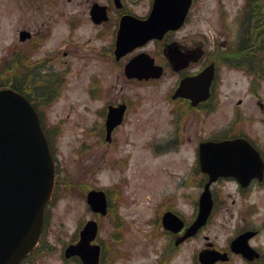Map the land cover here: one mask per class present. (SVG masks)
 <instances>
[{"label":"rangeland","instance_id":"rangeland-1","mask_svg":"<svg viewBox=\"0 0 264 264\" xmlns=\"http://www.w3.org/2000/svg\"><path fill=\"white\" fill-rule=\"evenodd\" d=\"M218 1L198 0V16L196 14L193 21L184 27V32L193 27L212 35L213 29L220 23L215 10ZM223 1L228 4L233 17L237 9L231 5L234 0ZM243 1L235 0L234 3L240 5ZM23 2L0 0V56L15 28L25 25ZM244 12L240 16H244ZM229 19L228 26L224 28L228 32L225 38L227 47H233V57L243 56L237 50L240 42L238 27ZM259 53L255 57H259ZM80 55L79 52L75 53L69 59L81 73L70 72L51 101L38 103L43 111L45 127L57 133L56 156L64 181L47 206L40 245L26 257L23 264H63V245L77 239L78 231L87 219H94L98 223L95 241L105 244L107 240V253L106 249L104 252L108 260L106 264H158L161 256L166 262L161 260L159 264H187L192 250L198 249L204 240L223 244L231 232L230 226H238L237 222H240L237 212L239 196L233 182L222 181L211 186L218 198L217 207L205 225L207 227L198 237L178 247L172 242L167 243V237L156 218L167 204L178 206L186 220L192 217L201 191L200 175L195 170L198 140L222 134L229 126L234 108L253 113L251 118L242 119L234 127L245 129L253 135L264 150V121L259 118H264V78L255 81L257 96H246L242 92L248 75L238 69L221 66L220 95L214 107L201 112L184 103L182 144L178 151L158 154L150 143L154 138L166 135L168 127L164 124V116L169 103L165 94L172 77L132 84L121 77L118 65L109 62L103 75V84H109V93L122 90L125 95L139 100V106L130 111L124 124L116 131L114 141L104 146L98 142L100 137L92 130L102 122L97 108L104 103V98L90 96L86 87L87 74L96 71V68L101 69V62L96 61L92 54ZM252 64L250 66L257 69L258 64ZM248 72L254 77L258 71ZM6 73L1 70L0 80ZM238 98L242 100L239 104ZM260 102L263 108H259ZM83 142H86L85 146L79 149ZM128 152L130 157L120 160ZM117 158L118 161H115ZM183 170L184 188L181 184ZM93 187L104 188L111 195L112 210L104 216L93 213L86 203V191ZM163 199L165 202L162 205ZM250 199H257L260 206L254 219L264 220V184L251 190ZM203 234L208 235L207 239L203 238ZM235 264L242 263L238 261Z\"/></svg>","mask_w":264,"mask_h":264},{"label":"flooded vegetation","instance_id":"flooded-vegetation-1","mask_svg":"<svg viewBox=\"0 0 264 264\" xmlns=\"http://www.w3.org/2000/svg\"><path fill=\"white\" fill-rule=\"evenodd\" d=\"M188 1L189 5L184 15L185 0H24L23 23L25 25L21 28H15L11 38L4 46V53L0 56V72L1 70L7 72L0 80V87H7L20 92L29 99L36 109L41 125L46 129L48 142L53 152L56 188H59L61 182L64 181L61 166L56 156L57 133L45 127L43 111L38 103L51 101L70 72L81 73L79 68L76 69L70 63L69 58L75 53L92 54L96 61L101 62V69L96 68V71H90L87 74L86 82L88 83L86 87L90 96L95 98L99 95V98H104V103L100 108H97V112L102 115V122L92 129L100 137L98 142L104 146H109L114 141L116 131L124 124L130 111L139 106V100L125 95L122 90L109 93V84H103L105 77L103 75L106 74L109 62L111 65H118L121 77L132 84L143 81L154 82L164 77H172L165 94V99L169 103L168 108H166V116H164V124L168 127L166 128V135L154 138L150 143L152 149L158 154L178 151L182 144L184 138L182 136L184 131V103L193 109H199L201 112L214 107L213 104L216 103L220 95L221 66L238 69L244 75L247 74L248 80L242 93L246 96H257L258 92L251 90L252 76L246 71L252 63V57L248 56V54H252V49L237 46V50L243 56L233 57L231 54L234 50L233 47H227L225 38L228 32L224 28L228 26V19L231 17L228 4L223 0L218 1L215 10L217 9V19L220 23L218 27L213 29L212 35H208L205 31L193 27L184 32V27L193 21L200 7L198 0ZM234 2L231 5L237 9L229 20L234 26L237 25L239 37H241L240 24L244 18L240 16V13L244 12L245 1L240 5ZM49 39L52 43L47 42ZM138 56L146 61L147 69L150 67L148 77L139 78L126 74V64ZM149 59H151V64ZM246 61L247 63H244ZM210 64L213 66L214 75L208 86V95L204 99L197 101V105L191 106L192 99L184 96V86L182 88L183 94L175 95L177 87L181 81H184L185 77L197 75ZM156 70L159 72L158 75ZM116 76L118 77V75ZM241 101V98L237 99L238 104ZM259 108H263L261 102ZM110 109L113 114L120 111V120L113 125L110 133H108L107 114ZM252 115L253 113H247L241 108H234L228 128L219 134V137L209 136L198 140L197 147L199 142L204 140L245 138L260 154L263 164L261 165L262 169L258 171L256 167L260 166V160L257 161L255 155L248 152L251 158L250 164L240 167L239 171L241 173L257 171L261 177L255 173L246 186H241L234 176H219L212 183L213 185L222 181H230L235 184V190L239 196L237 212L240 222H237L238 226H230L231 232L225 237L224 243L221 245H218L216 241L207 239L208 235L203 234V238L207 240H204L198 249L192 250L191 259L187 264H235L238 261L242 264H264V220L257 221L254 219V214L259 213L260 206L257 199H250L251 190L264 184V150L253 135L245 129L234 127L239 121L251 118ZM259 118L264 121L263 117ZM85 144L86 142L81 143L79 149ZM197 147L196 171L200 175L199 180L202 186L207 181L208 176L199 169ZM245 153L247 154L244 152L240 155ZM129 157L130 152L122 156L120 160ZM181 177V184L184 188V170ZM211 194L213 212L217 207L218 195L215 196V191L212 188ZM110 196L107 190L108 204L109 201L111 202ZM164 202L163 199L161 204L163 205ZM166 210L176 213L184 222V228L179 232L174 233L163 229L167 237L166 240H170L169 243L172 242L175 247H178L181 243L177 244L175 241L186 231L194 218L197 202L189 220L185 219L184 212L174 204L164 205L160 215ZM160 215L156 221H159V225L162 226ZM206 227L200 226L194 234L186 237L184 242L198 237ZM236 238H238V243L232 246L231 243ZM40 242L41 240L38 245ZM97 243L100 246L98 264H106L108 260L104 256V252L106 249L107 253V240L105 244L103 242ZM65 246L66 244L61 249L63 264H82L78 256H63ZM204 252H215L216 254L213 256L216 257L209 263H202L199 254ZM161 260L163 263L166 262L162 256L159 263ZM20 264L22 263L20 262Z\"/></svg>","mask_w":264,"mask_h":264},{"label":"water","instance_id":"water-1","mask_svg":"<svg viewBox=\"0 0 264 264\" xmlns=\"http://www.w3.org/2000/svg\"><path fill=\"white\" fill-rule=\"evenodd\" d=\"M187 6L188 0H185L184 15ZM140 57L126 64L128 76L148 77L150 69L146 68V61ZM149 62L151 64V59ZM212 75L213 67L209 65L197 75L185 77L175 95H182L184 86V96L190 97L191 104L195 105L208 95ZM119 120L120 111L113 114L109 110L108 133ZM244 152L247 154L240 155ZM248 152L257 158L254 149L240 138L199 143V165L208 174V180L199 195L197 214L177 242L206 222L212 209L209 187L214 179L219 175H233L245 185L257 173L242 174L239 171L240 167L250 164ZM257 168L260 171V167ZM53 179L52 155L33 105L21 93L0 88V264H17L36 243L42 229L43 210L51 196ZM86 202L92 211L106 212V196L102 189L88 190ZM161 221L166 229L174 232L183 225L182 219L171 211H165ZM96 232V221L87 220L79 231L78 241L68 244L64 255H78L83 264H97L99 246L90 243ZM237 243L235 240L232 245ZM199 257L204 259L206 253H200Z\"/></svg>","mask_w":264,"mask_h":264},{"label":"trees","instance_id":"trees-1","mask_svg":"<svg viewBox=\"0 0 264 264\" xmlns=\"http://www.w3.org/2000/svg\"><path fill=\"white\" fill-rule=\"evenodd\" d=\"M244 11V16L241 15L244 20L240 24L241 37L238 44L240 47L252 49V54L248 56L253 57L252 63L258 64V67L255 69L249 66L247 69L253 73L258 71L256 75L264 78V0H245ZM256 53H259V57H255ZM109 203L111 209L112 204Z\"/></svg>","mask_w":264,"mask_h":264}]
</instances>
